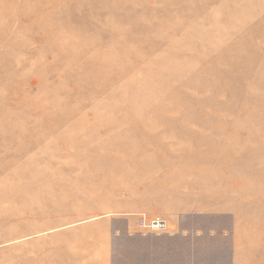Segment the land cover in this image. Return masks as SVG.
<instances>
[{
  "label": "rangeland",
  "instance_id": "374dc122",
  "mask_svg": "<svg viewBox=\"0 0 264 264\" xmlns=\"http://www.w3.org/2000/svg\"><path fill=\"white\" fill-rule=\"evenodd\" d=\"M142 213L264 264V0H0V264H48L30 225Z\"/></svg>",
  "mask_w": 264,
  "mask_h": 264
},
{
  "label": "crops",
  "instance_id": "0c3cea01",
  "mask_svg": "<svg viewBox=\"0 0 264 264\" xmlns=\"http://www.w3.org/2000/svg\"><path fill=\"white\" fill-rule=\"evenodd\" d=\"M110 224L108 220L101 217L90 218L72 224H63L60 226H51L47 229H40L35 225H30L32 231L29 236H33V253H36L37 241L40 244L47 245L40 249L41 254L47 253L48 264H114L116 244L115 242L127 237L130 240V264H185V259L192 262L187 264H200V246L183 243L184 232L178 228H171L162 239L172 240L170 243L159 244L154 248L152 235L137 229L136 225H130L129 222L118 220ZM139 228V227H138ZM172 231V232H171ZM21 219L18 220V243L22 235ZM22 236V237H21ZM38 237H40L38 239ZM140 241L143 245L138 249L139 253L135 255L133 262V241ZM176 241V242H173ZM20 247V244H18ZM140 247V246H139ZM192 255L190 258L189 255ZM155 257V258H154ZM159 258V259H156ZM235 262L238 260L236 253ZM236 264V263H235Z\"/></svg>",
  "mask_w": 264,
  "mask_h": 264
},
{
  "label": "built area",
  "instance_id": "2783aa9c",
  "mask_svg": "<svg viewBox=\"0 0 264 264\" xmlns=\"http://www.w3.org/2000/svg\"><path fill=\"white\" fill-rule=\"evenodd\" d=\"M138 227L145 233H167L171 230L167 220L146 213L139 215Z\"/></svg>",
  "mask_w": 264,
  "mask_h": 264
},
{
  "label": "bare ground",
  "instance_id": "6f19581e",
  "mask_svg": "<svg viewBox=\"0 0 264 264\" xmlns=\"http://www.w3.org/2000/svg\"><path fill=\"white\" fill-rule=\"evenodd\" d=\"M138 226V225H137ZM172 232V231H171Z\"/></svg>",
  "mask_w": 264,
  "mask_h": 264
}]
</instances>
